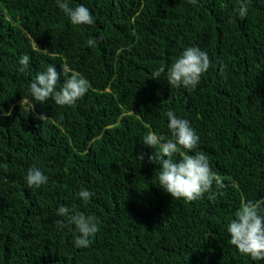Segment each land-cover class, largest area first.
Returning <instances> with one entry per match:
<instances>
[{"label":"trees","instance_id":"16d2710c","mask_svg":"<svg viewBox=\"0 0 264 264\" xmlns=\"http://www.w3.org/2000/svg\"><path fill=\"white\" fill-rule=\"evenodd\" d=\"M67 2L95 22L73 25L56 0H0V264H264L227 231L248 201L264 215V0H247L243 19L238 0ZM188 47L212 66L194 89L173 87L167 70ZM49 65L57 90L76 72L87 93L71 106L36 101L29 84ZM168 111L190 122L222 188L189 202L159 186L144 137L172 138ZM33 168L46 184L27 185ZM61 205L95 217L88 247H75Z\"/></svg>","mask_w":264,"mask_h":264},{"label":"clouds","instance_id":"9594fccd","mask_svg":"<svg viewBox=\"0 0 264 264\" xmlns=\"http://www.w3.org/2000/svg\"><path fill=\"white\" fill-rule=\"evenodd\" d=\"M196 4L197 0H189ZM57 6L69 18L73 25H92L95 21L90 10L84 5L71 7L67 0H56ZM238 8L235 10L241 19L248 14L247 0H238ZM96 39H89L87 44L95 46ZM29 57L24 55L20 58V65H27ZM211 60L208 54L198 47H188L171 64L167 70V82L173 87H184L194 89L200 82L201 76L211 67ZM22 70V69H21ZM62 71L67 75V69L62 66ZM165 69L163 67L153 71L152 79H158ZM223 74V73H221ZM60 79L55 65H49L46 71L37 73L36 78L29 84L31 96L41 103L49 98L57 105L71 106L78 99H81L88 91L90 85L87 79L79 73H72L57 90V83ZM11 111L7 112V116ZM168 118V129L172 134L171 139L165 140L163 136H157L149 132L144 137V144L150 148L157 149L148 156L149 162L160 165L159 186L162 187L173 199H185L195 201L201 198L206 192H211L213 184L222 188V178L212 171L210 162L202 151H196L199 143V136L190 126L186 119L179 118L173 111L166 113ZM37 119L45 122L49 119L46 114H38ZM179 146V147H178ZM193 152L191 155H183L181 159L174 160L173 156L180 148ZM144 153L140 154L143 160ZM26 183L29 187H40L47 183V177L38 169H29L26 174ZM92 193L82 189L78 196L87 201ZM217 193L209 196L214 200ZM70 209L61 205L57 215L66 216L69 223L73 224L78 232L74 240L77 248L88 247L90 237L99 231L98 223L93 216H85L82 213L70 214ZM62 223L60 221L57 222ZM230 244L243 254L250 256L252 260H264V215L260 214L258 206L252 201L242 204L228 227Z\"/></svg>","mask_w":264,"mask_h":264}]
</instances>
